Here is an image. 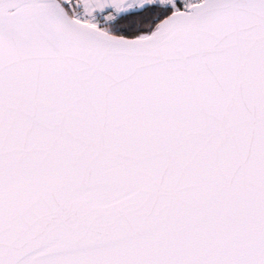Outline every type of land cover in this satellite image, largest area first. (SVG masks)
Here are the masks:
<instances>
[{
	"label": "snow or ice",
	"instance_id": "1",
	"mask_svg": "<svg viewBox=\"0 0 264 264\" xmlns=\"http://www.w3.org/2000/svg\"><path fill=\"white\" fill-rule=\"evenodd\" d=\"M0 264H264V0H0Z\"/></svg>",
	"mask_w": 264,
	"mask_h": 264
}]
</instances>
